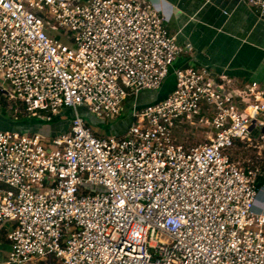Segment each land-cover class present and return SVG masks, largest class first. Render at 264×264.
I'll list each match as a JSON object with an SVG mask.
<instances>
[{"label": "built area", "instance_id": "1", "mask_svg": "<svg viewBox=\"0 0 264 264\" xmlns=\"http://www.w3.org/2000/svg\"><path fill=\"white\" fill-rule=\"evenodd\" d=\"M240 2L264 21V0ZM168 22L151 0H0L13 118L73 116L56 136L0 129L6 264H264V172L241 157L264 150V84L192 64ZM172 75L170 94L140 103ZM127 107L119 134L80 113L112 122Z\"/></svg>", "mask_w": 264, "mask_h": 264}, {"label": "crops", "instance_id": "2", "mask_svg": "<svg viewBox=\"0 0 264 264\" xmlns=\"http://www.w3.org/2000/svg\"><path fill=\"white\" fill-rule=\"evenodd\" d=\"M151 1L168 17L169 33L193 48L192 64L264 84V21L249 6L240 0ZM68 125L61 123L43 132L56 135ZM121 130L112 131L119 134ZM256 211L264 214V183Z\"/></svg>", "mask_w": 264, "mask_h": 264}, {"label": "rangeland", "instance_id": "3", "mask_svg": "<svg viewBox=\"0 0 264 264\" xmlns=\"http://www.w3.org/2000/svg\"><path fill=\"white\" fill-rule=\"evenodd\" d=\"M174 84H175V78L174 76H169L165 82L163 83V86L157 90V91H146V92H142L139 96L140 99V103L141 104H147V103H153L154 101H158L161 100L163 98H165L168 94H170L171 90L174 88ZM8 96L3 94L0 91V129L3 130H18L21 132H33V131H39L40 133H43L46 135V131L48 127H54L56 125H59L61 123L63 124H67L70 122L71 118L73 116H71V114L67 115V112L65 113V115L59 116V119H55L52 122H38L37 124H34L31 121V117H22L20 114V119L16 120L13 118L15 110H19L17 104H15V102L13 103V105L8 101ZM132 101L131 98H128L127 103L129 104V102ZM12 105V109L11 106ZM127 104V106H128ZM1 107H3L4 109L2 110ZM129 112H130V108L126 110V114H128L127 118L126 116L121 117L120 120H115L112 122H101V123H97V121L93 120V117L90 116V114L88 113L86 108H81L80 109V113L82 114L83 118L86 119L91 126L93 127L94 130L102 132V133H109L110 130L112 131L114 128H121V131L118 132H124L126 127V124L128 125V123L130 122V118H129ZM17 114V113H16ZM125 118V119H124ZM12 120V121H11ZM30 120V121H29ZM28 122H31L29 125L27 124ZM126 123V124H125ZM185 129H189L188 126H185L181 129H177L175 130V135L177 137V139L180 140V142H184V140L189 139L192 137V134H186ZM194 132V131H193ZM58 135V134H56ZM56 135H50L49 136H56ZM261 135V131L260 130H255L253 132V136L254 137H260ZM260 145L264 146V141H259ZM243 161H250V164H256L258 166L261 167V169L264 172V150L256 148V149H250V151L246 152L245 154H243L242 156ZM264 180V179H263ZM6 187V186H3ZM9 225V224H7ZM0 238H1V242H0V264H6V260H7V251L9 250V248L7 246H5L6 244V232L5 231H1L0 232ZM32 264H37V262L32 263ZM40 264H56L53 261H46V262H41Z\"/></svg>", "mask_w": 264, "mask_h": 264}, {"label": "trees", "instance_id": "4", "mask_svg": "<svg viewBox=\"0 0 264 264\" xmlns=\"http://www.w3.org/2000/svg\"><path fill=\"white\" fill-rule=\"evenodd\" d=\"M1 109L3 110L4 108L3 107H1ZM23 117V116H22ZM126 118H127V116H126ZM27 119V118H26ZM12 121V120H11ZM30 121V120H29ZM31 121L34 123V124H37L38 122H40L39 120H36V119H31ZM31 122H28L27 124L29 125ZM130 123H131V120H130V122H129V124H128V126L130 125ZM128 126H127V128H128ZM126 128V129H127ZM33 132H37V131H33ZM264 178H260V186H262L263 185V183H264V180H263Z\"/></svg>", "mask_w": 264, "mask_h": 264}]
</instances>
